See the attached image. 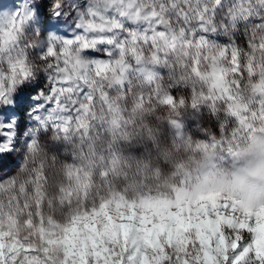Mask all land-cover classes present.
Wrapping results in <instances>:
<instances>
[{
    "label": "clouds",
    "instance_id": "1",
    "mask_svg": "<svg viewBox=\"0 0 264 264\" xmlns=\"http://www.w3.org/2000/svg\"><path fill=\"white\" fill-rule=\"evenodd\" d=\"M0 264H264V0H0Z\"/></svg>",
    "mask_w": 264,
    "mask_h": 264
}]
</instances>
